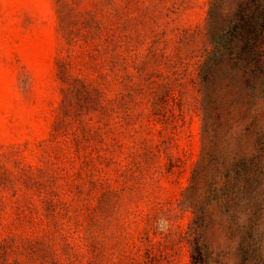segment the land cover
I'll return each instance as SVG.
<instances>
[{"label": "trees", "instance_id": "obj_1", "mask_svg": "<svg viewBox=\"0 0 264 264\" xmlns=\"http://www.w3.org/2000/svg\"><path fill=\"white\" fill-rule=\"evenodd\" d=\"M56 3L60 99L39 163L20 146L0 153V264H112L110 234L122 246L117 264H141L126 250L134 225V253L155 264L159 214L139 208L140 178L142 159L162 146L145 132L178 98L186 30L175 47L155 29L147 43L140 0ZM205 37L195 65L206 111L207 88L227 69L244 78L264 69V0H211Z\"/></svg>", "mask_w": 264, "mask_h": 264}, {"label": "rangeland", "instance_id": "obj_2", "mask_svg": "<svg viewBox=\"0 0 264 264\" xmlns=\"http://www.w3.org/2000/svg\"><path fill=\"white\" fill-rule=\"evenodd\" d=\"M210 2L139 3L147 43L153 29L172 47L186 30L189 43L178 60V98L145 132L162 146L142 159L140 178L139 208L159 214L150 235L155 264H264V69L252 78L227 69L208 86L203 109L195 63L205 48ZM58 50L56 0H0V153L20 146L28 162L39 163V143L60 99ZM136 230L126 250L144 264V250L134 253ZM118 237L109 235L112 264L122 248Z\"/></svg>", "mask_w": 264, "mask_h": 264}]
</instances>
